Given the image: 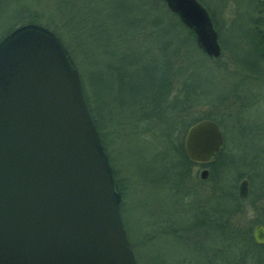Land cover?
<instances>
[{
  "label": "water",
  "instance_id": "1",
  "mask_svg": "<svg viewBox=\"0 0 264 264\" xmlns=\"http://www.w3.org/2000/svg\"><path fill=\"white\" fill-rule=\"evenodd\" d=\"M161 1L207 57L220 55L198 0ZM222 146L211 119L185 131L183 152L193 163L213 161ZM207 174L202 167L199 178ZM247 191L243 178L237 196ZM120 201L68 50L41 24L15 26L0 38V264H137ZM251 238L264 245V224Z\"/></svg>",
  "mask_w": 264,
  "mask_h": 264
},
{
  "label": "rangeland",
  "instance_id": "2",
  "mask_svg": "<svg viewBox=\"0 0 264 264\" xmlns=\"http://www.w3.org/2000/svg\"><path fill=\"white\" fill-rule=\"evenodd\" d=\"M201 1L202 5L212 12L216 28L218 27L217 38L221 55L217 59L202 56L192 43L186 40L184 31L177 27L163 32L158 30L157 33L147 34L144 29L138 32L135 25L137 20H140V25H144L151 18L141 11L140 0H93L92 17L104 24L105 32L102 33L107 36L97 32V37L92 43L75 49L73 53L72 59L79 76L86 78L88 83L94 80L95 94L92 100L89 93L91 88L88 87L89 92L87 91L93 112L96 114L92 104L100 108L103 117H108L105 122L99 120L102 124L101 131L105 135V153L110 157L111 164L124 184L122 219L129 238L136 244L139 264H189L188 261L194 259L195 264H212L209 261L211 257L206 253L208 245L212 243L208 237L200 233L192 236L193 231L185 232L182 226L178 230L180 235L176 234L180 238L168 231L167 225L173 221L169 216L179 222L180 218L186 216L176 212L173 197L164 187V182L173 179L174 167H171V164L176 161L177 156L172 154L170 142L157 131L161 128L159 125L149 122L144 124L140 121H136V125L130 113L131 109L122 106V103L139 96L140 103L143 102L142 89L158 78L163 62L162 53L158 50L160 43L172 42L173 47H177L179 51V60L172 62L170 59L172 70L179 71V76L172 82L171 94L180 92V98H184L181 89L183 86L190 95L197 94L195 98H198L188 106L186 112L184 110L180 113L181 117L178 118L187 121L193 117L211 114L222 134L226 155L238 158L239 161L256 158L253 168L236 163L232 169L237 172L262 174L259 180L253 175L254 183L250 195L252 198H256L259 181H264V63L251 70V65L255 62L249 52V46L254 42L250 40L252 32L256 33L258 29L264 28V23L254 24L255 19L260 22L264 15V7L260 5L258 11L256 2L263 3L264 0ZM17 2L24 3L29 10L40 8L35 0L11 2L8 10L3 11L0 34L5 31L7 23L13 22L12 17L24 18V13L19 12ZM157 7L161 8V5L158 3ZM158 16L163 25L175 21L171 14ZM119 34H122L121 38L116 37ZM176 36L185 39L186 43L179 44ZM246 43H249V46ZM172 45L168 46L166 52V56L170 58L174 53ZM120 52L127 54L126 59H143L136 74V78H140V84L126 76L119 78L115 71L108 69L107 65L112 66ZM243 66L245 69L242 70L240 67ZM255 69L258 73H255ZM146 74L150 76L146 78ZM98 78H103V85L98 83ZM239 82L241 86L237 87ZM118 83L123 85L122 90L117 89ZM137 86H140V92L128 94L127 89ZM220 97L222 98L217 99ZM183 136V133H180L182 142ZM172 151L174 152L173 149ZM201 168L200 165L193 164L185 177L186 181L183 182L184 184L190 181L199 193L208 189L205 179L199 178ZM232 170L230 174L235 172ZM197 180L200 182H196ZM254 213L255 216L261 215L260 210ZM248 218L249 216L245 218L244 224ZM167 219L169 221H165ZM205 253L207 263H204L205 259L198 263L201 255ZM190 264H193V261Z\"/></svg>",
  "mask_w": 264,
  "mask_h": 264
},
{
  "label": "trees",
  "instance_id": "3",
  "mask_svg": "<svg viewBox=\"0 0 264 264\" xmlns=\"http://www.w3.org/2000/svg\"><path fill=\"white\" fill-rule=\"evenodd\" d=\"M15 1L16 0H0V20L3 18V11L8 10V5L11 2L15 3ZM35 1L37 6L40 5L39 9L29 10V7L24 3L17 2L16 5H18L20 8L19 12L24 13V18L12 17L14 19L13 22L6 24V29L2 34H0V38L17 25L26 22H35L47 27L52 32H54V34L57 35L65 45L71 58H73L75 49L92 43L93 39L97 37L99 32L104 37L107 36V34H103L105 32V30H103L104 24L92 17V12L94 10L93 0ZM198 1L200 4H202L201 0ZM140 3L142 5L141 11L151 18L148 23L146 22L144 25H140V20H137L138 24L136 23L135 25L138 32L144 29L147 34L151 32L157 33L159 32L158 30L163 32L168 31L167 29H173V27H177L184 31L186 40L191 42L195 49H197V51L202 56L204 55V57H207L196 46L192 33L185 26H183V24H181L178 17L171 13L161 0H140ZM158 3L161 5V8L157 7ZM256 5L259 6L256 7L258 11H260V5L264 7V2L262 3L257 1ZM205 9L212 20L216 33L218 34V27L216 28L212 12L208 7ZM164 13L171 14L175 21L167 23V25H163L164 23L159 19L158 15H162ZM260 19V22L255 19L254 24H263L264 15H262ZM132 25L133 23L131 26ZM116 37L121 38L122 34L116 35ZM176 40L179 44L186 43V40L182 37L176 36ZM160 45L161 47L158 48V50L160 49L162 53L161 55L163 57V62L158 78L155 80V82L147 84L142 89L144 94L143 102L140 103L139 96V98L135 97L131 101L122 103V106L125 105L128 109H131L130 113L135 124L137 122H143L144 124L149 122L154 125H159L158 127L161 128L157 131H159V134L164 136L166 141L170 142V150L172 154L174 156L177 155L175 156L176 161L171 164V167H174V173L172 172L173 179L167 183L164 182V187L169 190L170 195L173 197L172 201L176 212L179 211L183 215L186 214V216L185 218H180V222L176 221L173 216H169V218L173 219V221L171 224L167 225L169 229L168 231L175 235L179 234L178 230H180L182 226L185 232L193 231L192 236L194 234L200 233L202 236L208 237L212 243L208 245L206 253L208 252L207 255L211 257V260L209 261L212 264H264V245L255 244L251 238V230L253 226L258 223L264 224L263 180L262 183L259 181L260 186L256 187V189H258L256 198H252L250 196L254 183L253 175L259 180L262 174L259 172H237V170H232L235 168L233 166H235L236 163H240L244 167L251 166L253 168L256 160L255 157H251L248 161H239L238 158H233L232 156L226 155L224 152V146H222L218 156L213 161L205 164V166L209 169L207 178L205 179V182L208 184V189L206 191L199 193L195 189L194 185L190 184V181L188 182L189 186H187L188 183L186 182L183 184V182L186 181L185 177L189 174L190 167L194 163L190 162L183 152L182 141L179 138L180 133H183L184 135L187 127L197 120L207 118L214 121V117H212L211 114H207L201 117H193L187 121H184L182 118H178L181 117L180 113H183L184 110L186 112L188 110V106L191 105L192 102L194 103V101H196L198 98H195L197 94L193 96L190 95L183 88V86L181 89L183 90L182 93L185 96L184 98H180V92L171 94L172 82L175 80L174 78H177L179 71L176 69L175 71L172 70L173 67L171 66L170 59H172V62L176 61V59L179 60V51H177V47H173L172 42H162ZM169 45L170 47L171 45L173 47L172 50L174 53L172 54V58L166 56ZM107 53H110V51H107ZM126 56V53L120 52L119 56L116 57L115 62L112 63V66L109 64L107 67L108 69L115 71L119 78L126 76L132 81L138 82L140 84V78L139 76L136 78V74L140 67V62L143 59H126ZM177 56H179V58ZM235 62L237 61H234V63ZM152 68H154V66H152ZM240 68L243 70L245 69V66ZM262 70L264 72V67ZM148 76L150 75L146 74V78ZM79 77L83 97L87 104L88 111L95 124L104 152H106V142L104 140L105 135L101 131L102 124H100L99 120L105 122L108 120V117H103L100 114V108L92 104L96 110L95 114L93 112V108L90 105L92 97H94L95 94L94 80L92 79L88 83L86 78H81V75ZM98 83L103 85V78H98ZM88 87L91 88V92L88 91ZM117 89L122 90L123 85L118 83ZM87 91L90 93L91 100L88 97ZM138 91L140 92V86L127 89V92L130 95L135 94ZM221 98L222 97L217 99ZM146 106H148V109H146ZM176 114L178 115L176 116ZM175 117H177L176 120ZM108 161L121 194L120 215L122 218V214L124 213V184L122 179L118 177L116 168H114L111 164L109 156ZM231 170L232 172H235L230 174L229 172ZM243 178H245L248 182V191L246 197L241 199L237 196V183ZM196 182L199 183L200 181L197 180ZM172 191L174 192L172 193ZM186 198H188V200H186ZM249 207H251V209L254 211L260 210L261 215L254 216V218H248L247 223L244 224L243 221L248 216ZM172 213L174 215L175 211ZM166 217H168V215ZM165 221H169V219ZM124 228L126 231L125 225ZM126 235L130 248L133 251L136 263L139 264L137 261L138 251L136 244L129 238L127 232ZM176 236L180 238V236ZM138 244L140 245V243ZM206 253L201 255V260H199V262L197 261L198 259L196 261L201 263L203 259H205L204 263H207ZM191 261H193V264H195V259L189 260L188 263L190 264Z\"/></svg>",
  "mask_w": 264,
  "mask_h": 264
},
{
  "label": "flooded vegetation",
  "instance_id": "4",
  "mask_svg": "<svg viewBox=\"0 0 264 264\" xmlns=\"http://www.w3.org/2000/svg\"><path fill=\"white\" fill-rule=\"evenodd\" d=\"M263 31H264V28L262 30L261 29H258L256 31V33H253L252 32V36H251L250 40H252L254 42L251 43L250 46H249V43L248 44L246 43L247 46H249V52L252 53V56H253V59H254V62H255V64H252L251 65L252 66V69L251 70H254V68H257L258 65H261L262 63H264V37H263ZM255 73H258V71H255ZM240 83L241 82H239V84L237 83V87H240L241 86ZM184 135H185V133H184ZM183 139H184V136H183ZM182 147H183V142H182ZM194 164H198V163H194ZM198 165H200L201 167H205L202 164H198ZM206 178H207V176H206Z\"/></svg>",
  "mask_w": 264,
  "mask_h": 264
},
{
  "label": "clouds",
  "instance_id": "5",
  "mask_svg": "<svg viewBox=\"0 0 264 264\" xmlns=\"http://www.w3.org/2000/svg\"><path fill=\"white\" fill-rule=\"evenodd\" d=\"M248 216H249V218H254V216H255V213H254V211L251 209V207H249V209H248Z\"/></svg>",
  "mask_w": 264,
  "mask_h": 264
}]
</instances>
